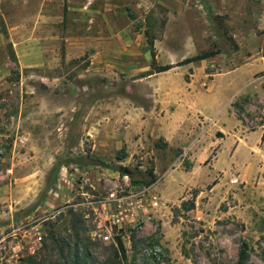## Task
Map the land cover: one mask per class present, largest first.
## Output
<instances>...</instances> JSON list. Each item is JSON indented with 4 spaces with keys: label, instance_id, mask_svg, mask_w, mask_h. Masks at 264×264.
Returning a JSON list of instances; mask_svg holds the SVG:
<instances>
[{
    "label": "rangeland",
    "instance_id": "1",
    "mask_svg": "<svg viewBox=\"0 0 264 264\" xmlns=\"http://www.w3.org/2000/svg\"><path fill=\"white\" fill-rule=\"evenodd\" d=\"M151 39L161 65L221 52L155 72ZM77 239L95 264H264V0H0V264Z\"/></svg>",
    "mask_w": 264,
    "mask_h": 264
},
{
    "label": "trees",
    "instance_id": "2",
    "mask_svg": "<svg viewBox=\"0 0 264 264\" xmlns=\"http://www.w3.org/2000/svg\"><path fill=\"white\" fill-rule=\"evenodd\" d=\"M149 43L151 44V47H152V57H153L152 68L155 72H165L177 66H182V65L189 64V63H193V62L202 61V60L214 57L220 54L221 52L220 49L218 48L208 49L196 55L186 57L185 59L178 61L176 63H168V64L161 65L158 63L156 59V50H155L154 40L151 39ZM13 52L14 51H12V53ZM147 173L149 175L148 179L134 180L133 183L139 184V185H145V186H150L153 183H155L157 181V176H156V173L154 172V169L151 168L150 170L147 171ZM73 216H75L74 212H73ZM77 236H79L78 232H77ZM54 237H55V232L51 231V235L49 238L54 240L55 239ZM117 243H118V248L116 250V256L120 257V261H122L123 259H127L126 247L121 237H117ZM43 244H44L43 247H48L46 241ZM70 247H71L70 250L74 251V253L71 255V258L68 260L67 264H95L91 261V254L89 252V248L83 247L82 239H77L72 246L70 245ZM246 248L247 247H243V249L240 252L239 261L241 264L246 261V256H247ZM34 259H35L34 256L32 255L29 256V260L33 261Z\"/></svg>",
    "mask_w": 264,
    "mask_h": 264
},
{
    "label": "built area",
    "instance_id": "3",
    "mask_svg": "<svg viewBox=\"0 0 264 264\" xmlns=\"http://www.w3.org/2000/svg\"><path fill=\"white\" fill-rule=\"evenodd\" d=\"M155 204H158V202H156ZM120 215H121L120 213H118V214L114 213L113 214V219L115 222H117V221L119 222L121 220L119 217ZM108 238H109V236H108Z\"/></svg>",
    "mask_w": 264,
    "mask_h": 264
},
{
    "label": "crops",
    "instance_id": "4",
    "mask_svg": "<svg viewBox=\"0 0 264 264\" xmlns=\"http://www.w3.org/2000/svg\"><path fill=\"white\" fill-rule=\"evenodd\" d=\"M254 76V75H253ZM245 142V141H244Z\"/></svg>",
    "mask_w": 264,
    "mask_h": 264
}]
</instances>
